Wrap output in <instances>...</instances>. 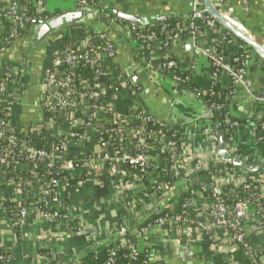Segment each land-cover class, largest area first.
Here are the masks:
<instances>
[{"label": "built area", "instance_id": "1", "mask_svg": "<svg viewBox=\"0 0 264 264\" xmlns=\"http://www.w3.org/2000/svg\"><path fill=\"white\" fill-rule=\"evenodd\" d=\"M92 1L77 0V8H93L91 6ZM41 2L42 0L9 1L5 12L0 13V17L9 19L13 25L12 30L5 35L8 40L15 38L16 27L23 29L26 26L25 22L31 20L26 17L31 9H34L38 16L34 20L42 19L40 16L44 13V7ZM214 2L217 9L223 15H226L224 11V8L227 7L226 1L214 0ZM103 18L110 20L105 15ZM189 18V32L187 35L180 34L184 31V28H181L179 23L176 24L175 28H170L168 25L161 26L160 31L167 39L166 47L168 43L181 39L183 36H188L195 42L198 37L208 30H222L206 14L202 0H192V10ZM34 20L30 22L32 23ZM146 27L129 24L128 32L138 46H143L147 50L161 49L158 34ZM89 29L90 32L88 33L69 34L60 37L61 47L50 54L40 81L43 121L41 124L29 128L23 134H16L17 130L11 120L13 103H6L8 97L13 99L12 95L8 93V85L14 80L15 74L10 68V62L8 67L2 66L1 70L6 72L4 74L5 78L0 83V113L3 112V106L9 107V113H5L4 118L0 120V144H2L0 146V222L9 225L15 231V234L16 231L21 232L26 226L34 222L42 224L43 228L35 238L43 247L57 243L61 239L88 237L91 235L92 228L74 217L70 188V204L63 207L59 200V182L55 178H50L46 184H41V175L44 173L45 175H51L57 168L54 172L56 175L60 171H66L70 175L79 173L76 179H91L95 184H102L103 182L93 177H96L97 171L99 172V166L107 165V170L114 176V180L108 182L112 188L120 191L124 187L123 184L128 183H126V178H129L128 180L132 184H142L143 181L142 176L120 171L118 164L127 162L133 167H138L146 180L147 172L158 167L155 161H150L151 158L148 155L150 148L157 145V147L164 149L166 162L169 164V169L174 171V175H181L184 180L191 176L186 186V190L191 191L189 202L185 206L186 210L181 214L164 215L145 227L131 230V225L140 215L145 213L146 218H148L149 215L159 209L158 207L154 209V206L142 205L143 209L141 210L137 202L140 204H143L142 200L154 202L170 196L174 191V188L167 184L153 186L151 192H142L137 201H128L124 206L125 217L117 231V234L121 236L119 245L127 246L130 254L135 257L150 248V241L146 237L143 238L144 236L164 233L172 238H183L192 241L202 247L208 246L214 253L222 252L225 254V251H227L229 256H226L229 264H238L233 258L232 252L234 247L241 245L244 256L252 264H261L260 253L247 241L249 238L244 221L254 216L264 220V175L249 174L233 167H227L218 158L217 154L215 159L211 160L213 165L202 163L190 165L187 161L188 157L182 154L181 147L177 149L174 144L167 143L161 131L148 132L152 142L146 143L144 138L146 134L145 124L148 122L155 123L158 120L142 110L139 112L137 107H133V103L132 108L129 109V114L127 112L126 115H119L114 110V103L120 93H127L130 96V101L135 98L136 93L126 80L116 76L114 60L117 49L110 36L106 31L97 29V27ZM227 35L230 34L226 33L221 42L216 43L221 47L220 54L217 53L215 47L213 51L207 53L211 62L210 80L218 83L221 74L225 73L232 80L235 89L238 86L245 85L246 66L250 60V55L241 45L238 47V51L233 54L239 55L234 57L232 62H227L231 56L223 55L222 46L224 43H234L237 40L233 36L228 37ZM156 70L158 73L161 70L182 72L177 62L167 53L163 54ZM24 71L25 69L21 68L18 74L24 76ZM78 72L87 73L90 79L89 82L84 83L77 80ZM169 79L179 89L176 90L178 94L186 93L183 88L184 81L178 75H173ZM180 86H182L181 89ZM192 95L198 99L197 95ZM260 99L264 102V86ZM98 100L101 101V105L90 106L91 101L96 103ZM108 112L112 116L113 128L108 126ZM205 115L209 116L210 112ZM233 119H243L245 124H249L252 127V135L256 144L264 146V138L259 137L256 133L259 126L264 130V123H261V118L251 120L246 115L235 118L228 112L226 106L224 124L227 127L225 130L227 140L231 139L234 130L239 125ZM137 122L140 123L139 126H135ZM73 129L81 131L77 132ZM125 129H128L132 134H141L137 140L135 152L125 141ZM42 131H51L58 138V145L53 146L50 152L37 149L28 142L29 136L40 134ZM92 133L99 137L95 139ZM102 135H107V139L104 140ZM73 145H85V147L81 152L73 153L71 149ZM92 147L93 149H91ZM84 150H87L88 156H85L86 151ZM231 153L237 155L235 152ZM20 157H26L31 164V167H29L30 179L23 180L20 177L7 179L1 168L8 170L19 168L21 166ZM40 165L41 169L39 168ZM210 168L213 169V173ZM92 171H96L94 175ZM201 173L207 177L206 181L200 178ZM202 182H210L214 203L208 204L202 200L207 190V186ZM226 185L243 186L246 190L254 189L256 194L246 200L238 201L233 207H230L221 197L222 188ZM197 186H199V190L193 191ZM23 192L29 195V201L25 200L22 195ZM10 194V200L19 204L18 212L14 217L7 214L4 205L6 196ZM48 195H53L57 203L54 212L46 210L45 197ZM200 202L203 203L200 204ZM59 209L65 210L67 213L61 223L56 222L59 219L57 213ZM72 221L76 222L75 228L69 226ZM136 237L143 238L145 243H142ZM21 257L23 264H50L52 261L60 263L52 251L45 255L37 253L31 258L24 256L21 252ZM114 257L115 253L111 251L108 264H115ZM13 258L16 259V255ZM0 260H2V257H0ZM76 261L71 259L70 264H77ZM10 263L11 261L8 259L5 260V264Z\"/></svg>", "mask_w": 264, "mask_h": 264}, {"label": "crops", "instance_id": "2", "mask_svg": "<svg viewBox=\"0 0 264 264\" xmlns=\"http://www.w3.org/2000/svg\"><path fill=\"white\" fill-rule=\"evenodd\" d=\"M9 1L0 0V13L5 12ZM93 1L100 11H108L110 14L113 11H120L148 20V22L159 19L169 22L185 18L192 10V0ZM225 1L227 7L224 11L227 16L231 17L232 25L264 46V0ZM41 3L44 7L43 12L48 16L77 8V0H42ZM12 26L9 19L0 17V70L2 66L8 67L10 62V68L15 74L14 80L8 85V93L14 99L12 122L17 132L23 134L43 121L40 81L46 59L49 54L61 47L60 37L64 32L57 33L46 42L44 47L37 48L30 45L33 26H25L23 29L28 33L26 37L16 39L9 47H3L2 38L12 30ZM85 27H100L107 32L117 49L114 67L135 90L136 96L131 101L127 93H120L114 103V110L119 115H126L133 103V107L177 129L182 140L181 151L185 157H188V164L213 165L211 160L216 156L215 126L210 119L204 118L209 111L190 92L178 94L175 84L169 78H163L157 72L156 67L162 60L163 54L167 53L177 62L182 72H190L194 83L204 88L211 74L208 54L213 51L216 43L221 42L226 32L208 30L195 42L188 36H183L181 39L168 43L166 50L163 51L160 48L147 50L143 46H138L128 32L129 23L117 18L107 20L98 15ZM241 45L250 55L246 66L245 85L234 89L233 96L228 99L227 110L235 118L246 115L251 120H255L264 117V102L260 99L264 86V60L238 40L234 43H224L222 52L223 55L230 57L238 51ZM21 68L25 69L24 76L18 74ZM77 80L88 83L90 79L87 73L78 72ZM219 83L224 87L227 86L228 77L225 73L221 74ZM84 147L85 145H73L71 149L73 153H77V151L81 152ZM226 148L243 158L256 159L259 149L252 135V127L245 123L239 124L231 139L227 141ZM148 155L152 159L150 161L157 163V169H150L142 184H132L129 178H126V183H128L123 184L124 187L120 191L112 188L108 181L95 184L91 179H71L69 188L72 195L73 215L82 223L88 224L92 231L88 237L66 238L52 243L53 253L70 256V259L75 260L86 251L121 239L117 231L125 217L126 203L131 200L137 201L141 193L158 180L164 172L174 173L169 169L163 148L153 145ZM190 178L185 180L182 178L170 196L178 191H186ZM200 178L207 180L203 173L200 174ZM170 196L165 197L163 202L142 200L143 204L139 202L137 204L141 210L142 205L154 206L156 209V207H162ZM202 200L207 203L204 198ZM142 215L131 225V230L138 229L140 224L147 219L145 213ZM244 223L248 238L260 253L261 264H264V220L254 216ZM42 228V224L38 222L26 226L20 232V240L9 225L0 222V247L19 249L24 256L31 258L44 248L35 238ZM145 237L150 241V248H148L150 264H229L227 251L225 254L214 253L208 246L202 247L192 241L172 238L164 233L143 238ZM143 238L136 237L145 243ZM19 262H23V259L21 258Z\"/></svg>", "mask_w": 264, "mask_h": 264}, {"label": "trees", "instance_id": "3", "mask_svg": "<svg viewBox=\"0 0 264 264\" xmlns=\"http://www.w3.org/2000/svg\"><path fill=\"white\" fill-rule=\"evenodd\" d=\"M91 6L95 7V3L94 1H92ZM101 12V11H100ZM102 13V14H101ZM100 13V16L103 17L108 16V18H110V20L115 19V17L108 13V11H102ZM28 18H30L32 20L38 18L37 14L35 13L34 9L30 10V13L27 14ZM41 18H48L50 16L46 15L45 13H43L41 16ZM27 21L25 22L26 26H30L31 22ZM190 22V18L188 17H182V18H178L166 23H156L150 26H147L146 28L151 29L153 31H155L158 34L159 40H160V47L161 50H165L166 46V37L164 34L161 33L160 28L162 25H168L170 28H175L176 24L179 23V25L181 26V28H184V31L181 32V35H187V33L189 32L188 30V24ZM123 23V22H120ZM199 24L201 25V23L199 22ZM64 33L62 35H75V34H84V33H88L90 32L89 28H86L85 26L83 27H73L70 29H67L65 31H63ZM28 33L25 32L24 29L20 28V27H16V36L15 38L11 39H7V36H3L2 38V44L3 47H9L10 45H12V43L16 40V39H20V38H24L26 37ZM228 37L230 35H227ZM29 37V35L27 36ZM216 51L218 54L221 53V47L219 44L215 45ZM239 54H235L233 56H231L230 58H228L227 62H232L234 57H237ZM50 56V54H49ZM48 56V58H49ZM5 70H0V83L1 81L5 78ZM116 76L121 77L123 80H125V78L117 71L116 69ZM160 75L163 78H171V76L173 75H178L183 81V88L190 92L191 94H195L198 96V100L200 103L204 104V106L206 107V109L210 112L211 115V122L213 124L214 120H218L222 123L223 125V129L226 130V126L224 124V115L226 112V106L228 105V99L230 98V96H232L234 87H233V82L231 79L228 78V84L226 87L222 86L219 82H213L211 80H209L208 84L206 85V87H199L197 86L194 81L191 78V74L190 72H180L178 73L176 70H161V72H159ZM14 79V78H13ZM77 86V85H75ZM182 88V86H180V89ZM179 89H177L178 91ZM14 102V99L8 97L6 103H10L12 104ZM90 106H98L101 105V101L98 100L96 103H94L93 101H91ZM213 106H215L213 108ZM6 107V108H5ZM9 107L8 106H3L2 110L3 112L0 113V120L3 119L4 114L5 113H9ZM139 112H141V110H139ZM129 114V111L128 113ZM108 123L110 126V128H113V124H112V116L111 114L108 112ZM11 120H12V116H11ZM234 121H236L238 124L244 123L243 119H233ZM261 123H264V117H261ZM139 122L136 123L135 126H139ZM145 129H146V134L144 135L145 141L146 143H150L151 141V136L148 132L150 133H156L158 131H161L163 133V137L165 139V141L167 143H172L174 144V146L178 149H180L181 145H182V140L180 138V135L177 131V129L174 126L165 124L163 122H148L145 124ZM77 131L80 132L81 130L78 129H73V131ZM256 133L259 137H263L264 138V130L259 126L256 130ZM16 134H18V132H16ZM93 134V133H92ZM124 134H125V141L128 143L129 147L131 149L134 150L135 152V147L137 144V140L139 138V135L141 134H132L131 132L128 131V129L124 130ZM93 137H95V139H97L99 136H97L96 134L92 135ZM107 135H102V138L107 139ZM228 137L226 136V141ZM28 142H30V144L37 148V149H42V150H46L48 152L51 151L53 146L58 145V138L53 135L51 133V131H42L40 134H35V135H31L29 136V140ZM264 144V143H263ZM2 144H0L1 146ZM264 147V146H263ZM132 150V151H133ZM84 154L85 156H88L89 153L87 152V150ZM237 154V153H236ZM84 157V156H83ZM21 166H19V168L15 169V170H8L6 168H1V170L4 172V175L7 177V179H14L16 177H20L23 180H28L30 179V175H29V167H31L30 162L26 159V157L21 158ZM248 160V162L252 163L254 161H256L257 159L255 158H246ZM261 161H263L262 159H259ZM107 165H101L99 166V172L97 171L96 173V177L93 178H97L98 180H100L101 182H105V181H113L114 180V176L107 170ZM43 167V164H42ZM232 168L231 166H228ZM39 168L41 169V165L39 166ZM118 169L120 171H126L129 174L132 175H138V176H142V181H145V178L143 176V174L140 172V169L138 167H133L132 165H130L127 162H123L118 164ZM57 170V168L54 170V172ZM210 171L213 173V169L210 168ZM51 174V175H45L42 174L41 175V184H46V182L50 179V178H55L59 184H60V203L62 204L63 207H67L70 204V195H69V187H68V183H70L72 178H77L79 176V173L76 174H69L66 171H60L58 172V175L56 174ZM96 172V171H95ZM94 171H92V174L94 175L95 173ZM262 175V174H261ZM182 176H176L173 173L170 172H164L163 175H161V177L156 180L152 185H150L145 192H151L152 187L153 186H157L159 184H167L169 186L177 187V185L179 184V182L181 181ZM202 184H205L207 186V190L204 196V199L206 200L207 203L212 204L214 203V197L212 196V192H211V188H210V182H202ZM40 187V186H39ZM199 190V186H197L196 188H194L193 191ZM254 194H256V190L254 189H250V190H246L243 186H238V187H234L233 185H226L222 188V199L225 201V203L227 205H229L230 207H233L238 201H242V200H246L250 197H253ZM23 197L25 198L26 201H29L30 197L27 193L23 192ZM191 195V191H184V192H180L178 191L177 193L173 194V196H170V198L168 200H166L165 204L160 207L158 209V211L153 212L151 215H149V217L140 224L139 227H145L151 223L154 222V220H156L157 218L163 217L164 215H175V214H181L186 210V204L189 202V198ZM11 194L6 196V200H5V209L7 214L10 217H14L17 212H18V208H19V204L16 202H12L11 200ZM46 199V210L49 212H54L56 211V205L57 203L54 200L53 195H48L47 197H45ZM164 198L160 199V202H163ZM256 209V208H254ZM59 219H57L56 222L61 223L63 222L64 216L67 215L65 210H57ZM55 222V224H57ZM75 221H72L71 223H69V226L74 227L76 226ZM21 233L16 231V236L18 239L21 240ZM75 239V238H74ZM247 241L252 244L250 242L249 239H247ZM253 245V244H252ZM53 250L51 244L46 245L44 248L39 250V253L41 255H45L48 252H51ZM111 251H114L115 253V257H114V263L115 264H150V253L148 250H145L143 253L138 254L137 256L133 257L130 254V250L127 246H120L119 245V239H117L116 241L107 244V245H103L101 247H98L96 249L93 250H89L86 251L84 254H82L81 256H79V258H76L75 260L77 264H108L109 261V254ZM20 253L21 250L19 249H9V248H5V247H0V257H2V260H0V264H5V260H9L11 261L10 264H21L19 261L20 259ZM55 254V252H54ZM16 255V259H14L13 257ZM233 258L236 260V262L238 264H252L248 258L246 256H244L243 253V247L241 245H237L236 247H234V250L232 252ZM55 258L60 262V263H56L55 261L50 262V264H70L71 263V259L70 256H64V255H59V254H55ZM13 259V261H12ZM23 264V262H22ZM35 264H41V263H35Z\"/></svg>", "mask_w": 264, "mask_h": 264}, {"label": "water", "instance_id": "4", "mask_svg": "<svg viewBox=\"0 0 264 264\" xmlns=\"http://www.w3.org/2000/svg\"><path fill=\"white\" fill-rule=\"evenodd\" d=\"M202 2L206 14L222 30L253 50L264 60V46L260 42L252 38L250 35L239 31L226 21L224 15L217 9L214 0H202ZM111 14L118 20L132 25L150 26L156 23H164L163 19L148 22V20H143L142 18L122 13L120 11H113ZM98 15H100V9L98 7L75 8L54 14L48 18L34 20L31 23V26H33V35L30 45L37 48L41 46L44 47L46 42L52 39L57 33L73 27L86 26L89 21L93 20ZM204 118L211 120V115H205ZM213 124L215 126L216 154L218 158L226 165L243 172L264 175V161L256 160L250 163L246 158L229 152L226 148V134L222 123L218 120H214Z\"/></svg>", "mask_w": 264, "mask_h": 264}, {"label": "rangeland", "instance_id": "5", "mask_svg": "<svg viewBox=\"0 0 264 264\" xmlns=\"http://www.w3.org/2000/svg\"><path fill=\"white\" fill-rule=\"evenodd\" d=\"M107 25H108V23H107ZM97 29H100V30H104V29H101L100 27H97ZM105 31V30H104ZM47 60V59H46ZM256 146L258 147V152H257V157H256V159L258 158V159H262L263 161H264V147L263 146H261V145H259V144H256ZM257 159V160H258Z\"/></svg>", "mask_w": 264, "mask_h": 264}, {"label": "bare ground", "instance_id": "6", "mask_svg": "<svg viewBox=\"0 0 264 264\" xmlns=\"http://www.w3.org/2000/svg\"><path fill=\"white\" fill-rule=\"evenodd\" d=\"M224 18L226 19V21H228L230 24H232V22L230 21V18H228V16L224 15ZM233 21V19H231ZM239 25V24H238ZM233 26V25H232ZM240 27H242L241 25H239ZM243 28V27H242ZM244 29V28H243Z\"/></svg>", "mask_w": 264, "mask_h": 264}]
</instances>
